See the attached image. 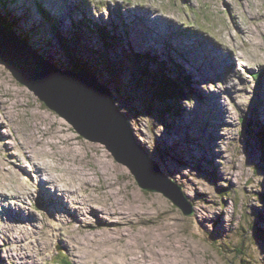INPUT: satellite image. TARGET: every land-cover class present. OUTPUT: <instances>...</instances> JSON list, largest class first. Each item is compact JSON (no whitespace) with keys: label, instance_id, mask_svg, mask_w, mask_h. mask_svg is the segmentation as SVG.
<instances>
[{"label":"rangeland","instance_id":"374dc122","mask_svg":"<svg viewBox=\"0 0 264 264\" xmlns=\"http://www.w3.org/2000/svg\"><path fill=\"white\" fill-rule=\"evenodd\" d=\"M0 16L57 69L87 66L194 208L142 190L0 59V264H264V0H0ZM178 78L190 99H163Z\"/></svg>","mask_w":264,"mask_h":264},{"label":"water","instance_id":"95a60500","mask_svg":"<svg viewBox=\"0 0 264 264\" xmlns=\"http://www.w3.org/2000/svg\"><path fill=\"white\" fill-rule=\"evenodd\" d=\"M0 59L20 84L82 138L105 145L118 163L127 166L142 190L161 193L183 215H193V204L182 186L162 173L145 148L135 142L131 124L117 107L115 96L92 72L57 69L2 24Z\"/></svg>","mask_w":264,"mask_h":264},{"label":"trees","instance_id":"16d2710c","mask_svg":"<svg viewBox=\"0 0 264 264\" xmlns=\"http://www.w3.org/2000/svg\"><path fill=\"white\" fill-rule=\"evenodd\" d=\"M40 11H42V14L44 16H46V18L48 17L49 19H51L50 16L47 15L49 13L46 12L45 10H43L42 7L40 8ZM13 18L9 21L10 22L9 23L5 19H3L2 16H0V24H2L5 27H8V28L12 29V27L18 21L17 18H14V20H13ZM53 27H55V24L54 23H53ZM107 40H108V38H107ZM82 66H83V68H82ZM63 69H71L73 71H80V70H83V69L90 70L89 68H87V66H84V65H81V64H77L76 62L70 64L69 66H63ZM93 73H94V71H93ZM260 77H261V74L257 73V78L259 79ZM182 78H183L182 80H184V79L185 80L187 79V81L190 80L189 78H186V77L185 78L182 77ZM255 78H256V75H255ZM159 95L163 99H168V98H172V97L173 98H176V99H182V98H189L190 99L189 94L183 92L182 82H181V79L180 78H178V81L175 80V82L174 81H169L168 79H165V81L159 87ZM167 112L168 113H171L168 110L165 111L164 113H167ZM263 137H264V135H263ZM56 263L57 264H70V262L65 257H63L60 261H57Z\"/></svg>","mask_w":264,"mask_h":264},{"label":"bare ground","instance_id":"6f19581e","mask_svg":"<svg viewBox=\"0 0 264 264\" xmlns=\"http://www.w3.org/2000/svg\"><path fill=\"white\" fill-rule=\"evenodd\" d=\"M51 16V15H50ZM43 181H41V186H40V190H42V187L43 186H46V185H43V183H42ZM46 188H47V186H46ZM56 194H59V193H56ZM1 199V198H0ZM74 214L77 216L78 214H77V212H74ZM119 219V218H118ZM103 222V221H102Z\"/></svg>","mask_w":264,"mask_h":264},{"label":"clouds","instance_id":"9594fccd","mask_svg":"<svg viewBox=\"0 0 264 264\" xmlns=\"http://www.w3.org/2000/svg\"><path fill=\"white\" fill-rule=\"evenodd\" d=\"M64 70H66V69H64Z\"/></svg>","mask_w":264,"mask_h":264}]
</instances>
